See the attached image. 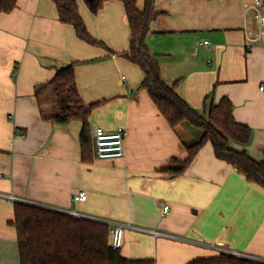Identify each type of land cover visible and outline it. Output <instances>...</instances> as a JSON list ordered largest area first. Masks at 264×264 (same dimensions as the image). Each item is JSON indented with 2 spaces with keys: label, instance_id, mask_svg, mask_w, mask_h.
Returning a JSON list of instances; mask_svg holds the SVG:
<instances>
[{
  "label": "crops",
  "instance_id": "1",
  "mask_svg": "<svg viewBox=\"0 0 264 264\" xmlns=\"http://www.w3.org/2000/svg\"><path fill=\"white\" fill-rule=\"evenodd\" d=\"M254 1L155 0L160 16L147 44L162 79L177 83L178 94L196 111L230 99L235 120L252 130L248 145L232 147L262 161L264 43L248 40L255 11L244 9ZM78 7L89 33L105 47L80 40L73 26L61 22L52 0H18L0 16V264H21L15 202L8 195L127 225L120 251L128 260L189 264L223 249L264 262V188L218 159L211 143L182 175L165 172L174 159L188 157L194 127L173 129L142 87L143 71L122 56L130 50L123 3L108 0L97 14L85 0ZM206 41L209 46L201 45ZM71 65L82 102L97 104L87 158L83 123L49 120L58 108L52 92L42 89ZM98 128L126 130L123 158H96ZM81 192L87 201L75 203Z\"/></svg>",
  "mask_w": 264,
  "mask_h": 264
},
{
  "label": "trees",
  "instance_id": "2",
  "mask_svg": "<svg viewBox=\"0 0 264 264\" xmlns=\"http://www.w3.org/2000/svg\"><path fill=\"white\" fill-rule=\"evenodd\" d=\"M18 0H0V11L11 13ZM59 12L61 22L73 26L77 37L92 46L105 47L95 39L79 13V0H52ZM108 0H85L97 14ZM123 3L130 28V50L124 58L138 65L145 78L146 88L152 100L173 129L183 124L202 130L201 139L187 147L185 160L174 159L165 172L182 175L199 151L211 143L215 156L233 166L245 175L250 183L264 188V160L257 161L245 150L232 147L233 143L246 146L251 142L252 130L240 124L234 117V105L228 98L219 103L212 102L204 112H198L182 98L175 84L166 83L160 73V66L147 44L150 26L160 13L156 12L155 0H144V8L138 7V0H118ZM49 89L58 108L52 122L68 124L83 123V156H91L87 147L89 119L97 104L86 106L82 102L76 84L75 66L59 70L54 79L42 88ZM41 89V90H42ZM13 225L18 234L21 264H155L153 260H128L120 249L110 246V226L103 222L74 218L68 214L41 206L16 202ZM189 264H264L246 257L221 253L219 256L196 259Z\"/></svg>",
  "mask_w": 264,
  "mask_h": 264
},
{
  "label": "built area",
  "instance_id": "3",
  "mask_svg": "<svg viewBox=\"0 0 264 264\" xmlns=\"http://www.w3.org/2000/svg\"><path fill=\"white\" fill-rule=\"evenodd\" d=\"M244 9L247 13L250 10L255 11V16H254L255 32L253 31L247 32L248 40L251 42V44L260 42V41L264 43V0H255L253 4H245ZM1 14L2 12L0 11V16ZM201 45L209 46L210 42L206 41V42H203ZM250 50H251V46H250ZM261 90L264 91V86L261 87ZM94 135H95V138H94L95 155L98 160H117L125 156V143L124 142H125L126 130L124 128H118L115 131H107L103 128H98L95 130ZM6 197L15 203L21 201L20 199L12 195H8ZM87 199H88L87 194L85 192H81L74 196L73 201L75 203H83V202H86ZM168 209L169 207L167 206L164 208V211H168ZM55 211L68 214L74 218L89 219V220L103 222L105 224H108L111 227L110 242H109L110 246L115 250L122 249L124 245L125 230L127 228V225L120 224V223L111 225L108 222L102 221L100 219L85 216L84 214L77 212L75 210H70V211L55 210ZM145 232L155 237H167L168 236L167 234H164L162 232H158L155 230H146ZM221 251L222 253L231 254L236 257H245L238 252H230V251L223 250V249Z\"/></svg>",
  "mask_w": 264,
  "mask_h": 264
},
{
  "label": "rangeland",
  "instance_id": "4",
  "mask_svg": "<svg viewBox=\"0 0 264 264\" xmlns=\"http://www.w3.org/2000/svg\"><path fill=\"white\" fill-rule=\"evenodd\" d=\"M54 104L56 105L55 102H54ZM193 130L194 131H193V134H192V138L189 141V143H193L192 145H194L195 143H197L201 139V136H202V133H203L201 129L193 128ZM184 135L186 137H188L186 134H184ZM192 139H194L193 142H192Z\"/></svg>",
  "mask_w": 264,
  "mask_h": 264
}]
</instances>
